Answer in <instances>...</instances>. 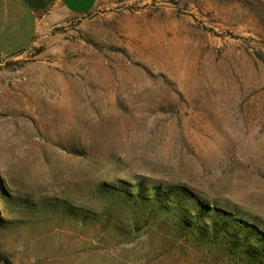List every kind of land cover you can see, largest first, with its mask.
Returning <instances> with one entry per match:
<instances>
[{"label":"rangeland","instance_id":"rangeland-1","mask_svg":"<svg viewBox=\"0 0 264 264\" xmlns=\"http://www.w3.org/2000/svg\"><path fill=\"white\" fill-rule=\"evenodd\" d=\"M139 183L196 204L130 201ZM251 227L264 238V0H107L0 62L12 264H264Z\"/></svg>","mask_w":264,"mask_h":264},{"label":"crops","instance_id":"crops-1","mask_svg":"<svg viewBox=\"0 0 264 264\" xmlns=\"http://www.w3.org/2000/svg\"><path fill=\"white\" fill-rule=\"evenodd\" d=\"M106 1L0 0V62L23 53L34 41L43 22L58 23L66 17L87 15Z\"/></svg>","mask_w":264,"mask_h":264},{"label":"trees","instance_id":"trees-1","mask_svg":"<svg viewBox=\"0 0 264 264\" xmlns=\"http://www.w3.org/2000/svg\"><path fill=\"white\" fill-rule=\"evenodd\" d=\"M134 188H135L137 195H136V197H133V193H129L127 196H128V199L130 201H133V200L134 201H140L141 200L143 203H150V201H151V202H153V204L158 205V207L161 210L166 208V206H168V205H172V206H176V207L178 206V209H181L183 204H190L191 206L193 204H196V202L194 201L195 198L192 194L188 193L185 189L178 188L175 186H167V187H165V189H162L161 187H157V186L152 187L151 189H149V191L151 193L150 199H148L146 196H144V191L147 190V188L144 187L143 184L139 183ZM199 208H195V209L197 211H200ZM179 212H180V221L183 222V224L189 225V227H194V228L199 229L200 218L196 217V221L194 222V225L192 226L189 223L188 219H186L187 218L186 211H184V210L180 211L179 210ZM219 213H220V211H219ZM216 214H218V213H216ZM197 215H200L199 212H197L196 216ZM229 217L232 218V221H235L237 224H239V225L241 224L240 220L235 219L231 215ZM250 229L260 240H262L264 242V238H263L261 232L257 228L251 227ZM200 233L203 234L202 231H200ZM0 262L2 264H12L11 261L7 257L2 256V255H0Z\"/></svg>","mask_w":264,"mask_h":264}]
</instances>
